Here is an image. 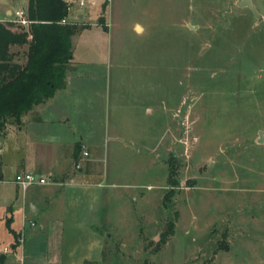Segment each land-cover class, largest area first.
Masks as SVG:
<instances>
[{"label": "rangeland", "instance_id": "374dc122", "mask_svg": "<svg viewBox=\"0 0 264 264\" xmlns=\"http://www.w3.org/2000/svg\"><path fill=\"white\" fill-rule=\"evenodd\" d=\"M238 1L69 0L86 83L70 134L89 152L75 166L99 176L53 194L56 264H264V0H252L261 19ZM2 2L12 19L27 0ZM10 128L0 254L35 191L11 182L24 153Z\"/></svg>", "mask_w": 264, "mask_h": 264}, {"label": "crops", "instance_id": "0c3cea01", "mask_svg": "<svg viewBox=\"0 0 264 264\" xmlns=\"http://www.w3.org/2000/svg\"><path fill=\"white\" fill-rule=\"evenodd\" d=\"M26 6L27 2L16 10L23 9L26 12ZM9 15L13 14L8 3H0V21L6 24L12 23L13 25L8 27L16 31L14 18H9ZM67 20L71 21V19ZM18 49L17 46H12L11 51L17 52ZM14 59L17 60L18 55H15ZM79 64L80 61L75 60L73 54L64 87L57 90L54 96L45 103L34 106L27 114L23 115L21 123L17 125V130L10 126L12 127L10 128L11 135L16 138L13 143L17 149L24 153L19 170L42 175L49 174L57 183L33 185L25 190L21 189L23 193L32 188L35 190L31 191L28 200H26V196L23 197L24 243L22 249L18 246L11 247L10 253L4 252L3 248L1 254L7 258L5 264H17V255L20 253L25 259L23 264L24 261L25 264L58 263L61 259L59 237L62 223L59 216H51L48 212L55 199L53 194L59 193L58 190L64 187H70L69 190L73 193L77 187L83 185L85 177L99 176V171L95 168L86 169L82 165L75 166L76 162L82 160V151L86 149L88 152L87 142L85 143L83 139L77 140L70 134L72 118L69 114V105L74 98V93L86 85L81 75L78 74ZM78 146L81 148L78 149ZM1 147H3L2 144H0ZM98 186L101 184L98 183ZM74 202H77V199H74ZM27 220L35 221V226L27 227ZM22 229L15 230L17 236Z\"/></svg>", "mask_w": 264, "mask_h": 264}, {"label": "trees", "instance_id": "16d2710c", "mask_svg": "<svg viewBox=\"0 0 264 264\" xmlns=\"http://www.w3.org/2000/svg\"><path fill=\"white\" fill-rule=\"evenodd\" d=\"M68 0H27V27L16 22L0 21V133L21 123V117L34 106L45 103L65 85L72 63V38L83 27L67 20ZM12 46L24 48V61L15 60L19 52ZM9 226V225H8ZM13 232L11 247L17 246ZM4 255L0 254V264Z\"/></svg>", "mask_w": 264, "mask_h": 264}, {"label": "built area", "instance_id": "2783aa9c", "mask_svg": "<svg viewBox=\"0 0 264 264\" xmlns=\"http://www.w3.org/2000/svg\"><path fill=\"white\" fill-rule=\"evenodd\" d=\"M80 4H83V0H80ZM14 22L17 24L27 27L29 24V20L26 16V12L23 9L16 10L14 12ZM62 23H66L67 21L65 19L61 20ZM84 156L88 155L87 151H82ZM79 165H76L78 167ZM12 183L20 187L22 190L27 189L30 186L33 185H44V184H50V183H57L55 179L49 174L42 175V174H36L30 171H20L17 172L14 179L11 180ZM27 227H34L35 221L33 220H27L26 223ZM25 238V232L24 229L18 234L16 237L17 246L22 249L23 243ZM4 252H9L8 248L4 247ZM17 260L20 262V264H23V254L20 253L17 255Z\"/></svg>", "mask_w": 264, "mask_h": 264}, {"label": "water", "instance_id": "95a60500", "mask_svg": "<svg viewBox=\"0 0 264 264\" xmlns=\"http://www.w3.org/2000/svg\"><path fill=\"white\" fill-rule=\"evenodd\" d=\"M237 5L240 7H247L251 10V12L253 13V15L257 18V19H261L262 16L260 15V13L257 11L255 5L253 4L252 0H239L237 2ZM263 131H260L259 134L262 136Z\"/></svg>", "mask_w": 264, "mask_h": 264}]
</instances>
